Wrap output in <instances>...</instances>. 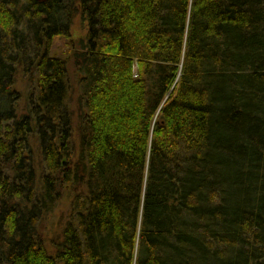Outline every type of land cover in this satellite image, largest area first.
<instances>
[{"label":"trees","instance_id":"1","mask_svg":"<svg viewBox=\"0 0 264 264\" xmlns=\"http://www.w3.org/2000/svg\"><path fill=\"white\" fill-rule=\"evenodd\" d=\"M0 264H264V0H0Z\"/></svg>","mask_w":264,"mask_h":264},{"label":"rangeland","instance_id":"2","mask_svg":"<svg viewBox=\"0 0 264 264\" xmlns=\"http://www.w3.org/2000/svg\"><path fill=\"white\" fill-rule=\"evenodd\" d=\"M86 22L83 18L78 15L72 21V25L70 28V36L69 37H58L54 40L52 46V53L59 56L68 57L69 64V76H70V84H71V108L77 114V103L76 100L79 95V88L77 85V75L72 66V62L70 59L71 53L73 49L76 47L78 40L81 39L86 33ZM23 88L22 84L18 87ZM31 145L34 150L33 159H34V167L37 170V174L41 173L43 167V158L40 151V148L35 140H32ZM68 210L67 201L62 202L58 208L48 214L43 220L41 225V233L43 236L48 239L54 234L60 231V220L61 215L65 214ZM49 246V244L47 243Z\"/></svg>","mask_w":264,"mask_h":264},{"label":"bare ground","instance_id":"3","mask_svg":"<svg viewBox=\"0 0 264 264\" xmlns=\"http://www.w3.org/2000/svg\"><path fill=\"white\" fill-rule=\"evenodd\" d=\"M80 15V14H79ZM78 16V15H77Z\"/></svg>","mask_w":264,"mask_h":264}]
</instances>
